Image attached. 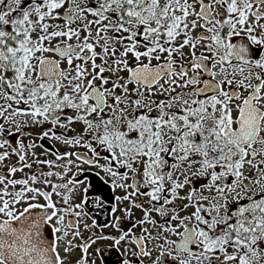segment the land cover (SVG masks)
<instances>
[{"label": "snow or ice", "instance_id": "snow-or-ice-1", "mask_svg": "<svg viewBox=\"0 0 264 264\" xmlns=\"http://www.w3.org/2000/svg\"><path fill=\"white\" fill-rule=\"evenodd\" d=\"M0 264H264V0H0Z\"/></svg>", "mask_w": 264, "mask_h": 264}]
</instances>
